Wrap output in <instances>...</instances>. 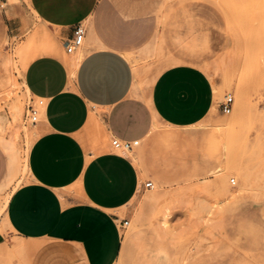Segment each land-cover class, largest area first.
Wrapping results in <instances>:
<instances>
[{"label": "rangeland", "instance_id": "rangeland-1", "mask_svg": "<svg viewBox=\"0 0 264 264\" xmlns=\"http://www.w3.org/2000/svg\"><path fill=\"white\" fill-rule=\"evenodd\" d=\"M4 3L0 146L9 169L0 185V215L8 193L29 180L25 154L41 123L40 110L35 123L26 117L33 101L22 83L24 63L40 54L43 34L54 43L38 20L23 36L11 35ZM35 32L38 41L28 43ZM124 55L141 92L163 68L191 63L218 94L216 110L199 122L174 127L154 118L148 135L124 152L152 186L123 208L120 218L128 224L114 264H264V0H160L152 41ZM225 96L233 98L228 114L219 109ZM230 117L237 122L229 124ZM0 230L6 231L2 223ZM8 246L0 249V264L14 257Z\"/></svg>", "mask_w": 264, "mask_h": 264}, {"label": "crops", "instance_id": "crops-1", "mask_svg": "<svg viewBox=\"0 0 264 264\" xmlns=\"http://www.w3.org/2000/svg\"><path fill=\"white\" fill-rule=\"evenodd\" d=\"M159 2L5 0L11 35L38 20L54 41L43 34L40 54L23 71L41 123L27 154L29 180L8 193L0 215V249L8 244L15 257L8 264H114L120 215L146 182L126 153L110 149L111 138L142 141L154 118L190 126L212 108V83L191 63L163 68L138 90L124 53L152 41ZM79 22L86 47L76 61L64 45ZM8 169L0 146V185Z\"/></svg>", "mask_w": 264, "mask_h": 264}, {"label": "built area", "instance_id": "built-area-1", "mask_svg": "<svg viewBox=\"0 0 264 264\" xmlns=\"http://www.w3.org/2000/svg\"><path fill=\"white\" fill-rule=\"evenodd\" d=\"M85 37V27L82 23H77L73 30V36L65 42L64 48L65 52L68 54L74 53L77 49L81 48L84 42ZM233 98L232 96H225L224 99L219 103V109L225 113H230L232 109ZM26 117L29 118L30 122L35 123L38 117V110L31 104L27 107ZM137 141L130 142V141H123L112 137L110 140L111 147L116 151H129L132 149L134 145H136ZM146 187H151V182L145 183ZM128 224L127 221H122L120 224L121 228H124Z\"/></svg>", "mask_w": 264, "mask_h": 264}, {"label": "bare ground", "instance_id": "bare-ground-1", "mask_svg": "<svg viewBox=\"0 0 264 264\" xmlns=\"http://www.w3.org/2000/svg\"><path fill=\"white\" fill-rule=\"evenodd\" d=\"M77 56V55H76ZM80 58V56H78L77 57V59H76V61L78 60ZM30 60V59H29ZM29 60H27L25 63H24V68L23 69H25V67H26V65H27V63L29 62ZM73 60H75V58L73 59ZM155 73V72H154ZM24 74V73H23ZM157 74V73H156ZM24 76V75H23ZM23 76H21V78H22V83H23V86H24V88H25V91L27 92V93H29V90L27 89V87H26V85H25V82H24V78H23ZM152 76V75H151ZM155 77V76H154ZM149 81V80H148ZM149 83H151L150 81H149ZM30 94V93H29ZM214 94H218L216 91H215V93ZM215 97H216V95H215ZM15 102V101H14ZM241 104H242V106H244V100H242L241 99ZM17 105H19V102L18 101H16L14 104H13V107H14V110H17ZM213 107V106H212ZM214 110H216V109H214V108H212L211 109V111L212 112H214ZM210 113V112H209ZM16 114V113H15ZM214 114V113H213ZM213 116V115H212ZM209 117H211V116H209ZM161 122V121H160ZM235 122H237L236 121V119H234V117H230V120H229V124H232V123H235ZM167 125H169V124H167ZM31 144V143H30ZM139 144V141H137V143H136V145H138ZM31 146V145H30ZM30 146H28V149H27V151H26V156H25V167H26V169H28V166H27V154H28V150H29V147ZM7 150H9V151H12L13 152V144H11V146L10 147H7ZM256 157H258V155L256 156ZM259 158V157H258ZM157 186V185H156ZM15 189V188H14ZM9 196V195H8ZM8 196L5 198V200H4V202H3V204H2V208L4 209L5 208V206H6V203H7V200H8ZM9 228V227H8Z\"/></svg>", "mask_w": 264, "mask_h": 264}]
</instances>
